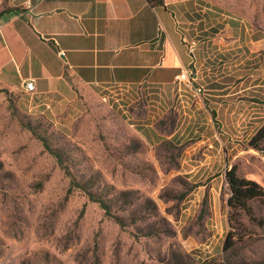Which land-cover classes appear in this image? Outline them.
Returning a JSON list of instances; mask_svg holds the SVG:
<instances>
[{
	"label": "rangeland",
	"instance_id": "374dc122",
	"mask_svg": "<svg viewBox=\"0 0 264 264\" xmlns=\"http://www.w3.org/2000/svg\"><path fill=\"white\" fill-rule=\"evenodd\" d=\"M226 5L249 37L264 42V0ZM263 120L250 118L249 129ZM37 136L62 152L76 180L100 202L81 189L67 196L70 178ZM177 156L172 146L143 144L93 93L56 108L32 91L0 94V264L264 261V205L251 201L252 215L240 208L213 213L211 178L201 189L188 175L178 176ZM234 165L264 186L263 153L250 148ZM219 196L222 205L228 202V187ZM227 236L236 245L225 253Z\"/></svg>",
	"mask_w": 264,
	"mask_h": 264
},
{
	"label": "crops",
	"instance_id": "0c3cea01",
	"mask_svg": "<svg viewBox=\"0 0 264 264\" xmlns=\"http://www.w3.org/2000/svg\"><path fill=\"white\" fill-rule=\"evenodd\" d=\"M0 21V94L34 80L56 108L93 93L143 144L174 147L178 176L211 178L202 195L227 214L219 192L264 123L249 129L264 117V42L226 0H0ZM191 68L202 94L181 77Z\"/></svg>",
	"mask_w": 264,
	"mask_h": 264
},
{
	"label": "trees",
	"instance_id": "16d2710c",
	"mask_svg": "<svg viewBox=\"0 0 264 264\" xmlns=\"http://www.w3.org/2000/svg\"><path fill=\"white\" fill-rule=\"evenodd\" d=\"M147 2L152 7H161L165 5V0H147ZM29 129L33 131V128L27 125ZM43 141L44 148L49 151L52 155L55 156L59 166L64 170L65 174L70 178L69 188L67 189V196H69L73 191L77 189H81L85 191L91 200L93 201H101L96 196V194L88 188L86 183L76 180L73 176L70 168L65 164L63 154L60 150L53 148L50 143L40 137L37 136ZM249 147L261 152L264 154V123L262 126L255 132V134L250 138ZM227 179L231 189V195L228 198V205L231 210L242 209L248 215L253 214V209L250 206V202L254 200H259L264 205V186L260 184L258 181L249 179L238 174L236 166H234L228 173ZM206 201V199H205ZM236 242L233 236H227V239L224 244V252L234 249ZM207 264H236L232 260H223L220 262L209 261ZM247 264V263H246ZM252 264H264V261H253Z\"/></svg>",
	"mask_w": 264,
	"mask_h": 264
},
{
	"label": "built area",
	"instance_id": "2783aa9c",
	"mask_svg": "<svg viewBox=\"0 0 264 264\" xmlns=\"http://www.w3.org/2000/svg\"><path fill=\"white\" fill-rule=\"evenodd\" d=\"M3 26H4L3 23L0 21V32L2 31ZM61 53H63V51H61ZM194 73L195 71L191 68L187 70L186 72L182 73L181 77L188 80L189 84L193 87L196 94H202L203 88L201 86L194 85V81L196 80ZM34 88H35L34 80H27L25 82L26 91H29V92L33 91Z\"/></svg>",
	"mask_w": 264,
	"mask_h": 264
}]
</instances>
